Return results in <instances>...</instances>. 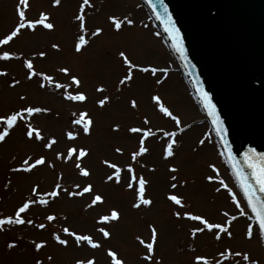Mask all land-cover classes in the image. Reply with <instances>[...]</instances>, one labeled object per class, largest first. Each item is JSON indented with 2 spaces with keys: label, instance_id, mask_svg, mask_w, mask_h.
<instances>
[{
  "label": "rangeland",
  "instance_id": "374dc122",
  "mask_svg": "<svg viewBox=\"0 0 264 264\" xmlns=\"http://www.w3.org/2000/svg\"><path fill=\"white\" fill-rule=\"evenodd\" d=\"M18 3L19 0H0V40L20 22ZM82 3L83 0H61L59 6H54L53 0H29L26 19L36 21L41 13H46L54 28L48 30L37 25L35 31L22 29L9 44L0 46V55L8 51L19 57L0 60V71L7 73V76H0V117L29 106L49 110L34 114L26 121L18 119L9 136L0 142V218L14 217L18 208L29 200L41 197L49 200L46 207L31 204L29 210L21 214L26 220L33 221L31 225H5L0 231V264H36L37 260L43 264H76L77 260L112 264V258L107 254L109 249L115 251L117 259L123 260L124 264H156L157 261L160 264H194L197 255L216 264L222 259L220 252L228 249L247 253L253 264H264V244L259 232L249 219L251 215L228 173L220 150L207 125L200 123L203 117L141 2L90 0L92 7H85L83 33L75 19ZM113 16L121 20L127 17L133 24L129 26L125 22L117 31L109 19ZM97 28L103 31L93 36ZM82 34L88 43L77 53L75 45ZM53 44L59 45V50L54 49ZM41 52L46 55L41 57ZM121 52L138 66L131 69L132 79L124 84L120 81L129 74V68L120 56ZM28 60H32L38 74L52 76L53 83L49 84L41 75L27 79L25 62ZM65 67L70 70L68 75L59 71ZM143 67L166 69L167 72L158 71L153 75L141 72L139 68ZM72 76L80 79L79 87L72 83ZM14 80L20 83L12 87ZM158 80L162 82L157 83ZM55 83L67 87L57 89ZM41 84L45 86L41 87ZM101 87L104 91H97ZM66 92H83L87 99L84 102L69 101L65 98ZM155 96L180 118L179 127L160 112L153 100ZM105 97L108 101L100 107L98 102ZM133 100L137 104L135 108L131 104ZM82 112L88 114L85 119L93 121L88 135L84 134L82 125L74 123ZM145 118L148 124L144 123ZM29 123L40 131L43 139H35V133L32 139L27 137ZM117 125L119 131H114ZM4 127L0 123V131ZM131 127L151 129L154 133L145 140L149 151L136 161L131 155L139 150L142 133L129 132ZM69 132L75 139L68 138ZM166 132L176 133L172 138L176 141L174 156L168 159L164 158V150L170 142ZM51 139L56 143L49 149L45 145ZM201 140H204L202 145ZM73 147L77 153L67 160L68 149ZM81 148L87 150L88 155L77 161L76 155ZM117 148L122 149V153H118ZM29 157V163L40 157L45 158V163L37 165L30 173L12 171V168L22 167ZM104 161L121 168L119 183L114 176L115 169L109 168ZM77 162L89 171V176L80 174ZM129 165L137 179L143 176L148 181L145 198L153 201L150 206L133 207L137 203L138 184L132 189L127 187L132 176L127 170ZM173 167L176 172L170 171ZM109 175H113L112 181L107 180ZM210 176L214 177L211 182ZM174 183L175 189L172 188ZM57 184L61 185L60 195L56 198L46 196L56 190ZM89 184L93 186L89 193L82 196L68 194L80 192ZM97 194L104 202L88 207ZM173 194L182 198L185 207L180 208L168 199ZM233 196L239 208L233 202ZM240 208L244 209L245 215L240 214ZM112 210L120 213V219L99 223L100 218L110 215ZM177 211L181 213L179 219L174 215ZM185 212L202 216L210 223L225 225L236 216L229 226L232 237L221 233V239L217 240L216 229L192 237V229L203 225L184 218ZM48 215L57 219L49 222ZM40 223L46 225L45 229L36 227ZM249 225L253 228L251 240L246 237ZM152 226L158 231L157 244L154 259L146 261L143 257L148 252L138 237L146 243L151 242ZM64 228L78 235L91 236L101 247L93 249L87 242L77 246L74 236L65 234ZM100 228L109 231L110 237L105 238ZM54 234L68 240L67 247L57 244ZM41 242L45 247L37 252L35 243ZM9 243L16 247L9 249ZM49 256L51 260H48ZM237 261L241 258H230L224 264H237Z\"/></svg>",
  "mask_w": 264,
  "mask_h": 264
},
{
  "label": "water",
  "instance_id": "95a60500",
  "mask_svg": "<svg viewBox=\"0 0 264 264\" xmlns=\"http://www.w3.org/2000/svg\"><path fill=\"white\" fill-rule=\"evenodd\" d=\"M140 2L181 73L247 206L235 173L240 170L251 181L245 153L254 149L264 154V0H163L180 31L187 60L164 31L163 7L157 0ZM157 12L163 19L157 18ZM198 87L207 91L215 104L226 129L224 138L216 134ZM260 235L264 242V234Z\"/></svg>",
  "mask_w": 264,
  "mask_h": 264
},
{
  "label": "snow or ice",
  "instance_id": "6c2138e0",
  "mask_svg": "<svg viewBox=\"0 0 264 264\" xmlns=\"http://www.w3.org/2000/svg\"><path fill=\"white\" fill-rule=\"evenodd\" d=\"M157 2L163 7V13L164 17L166 19H163L161 17V14L159 12L156 13L158 19H163V23L165 24L164 31L168 33L170 39L173 42V47L175 50L180 53L181 57L185 60H187V55L183 46V39L181 37L179 29L176 27L175 22L173 21L172 17L170 14H168V9L166 6L163 5V0H157ZM54 6H59L61 4V0H53ZM92 7L90 0H83V3L80 5L79 8V14L75 17L77 21H79V27L80 31L83 33L85 32V7ZM153 10L155 11L156 4L152 5ZM29 8V0H19L18 6H17V13L19 16V24L16 26V28L11 31L9 35H7L4 39L0 40V46L7 45L9 42H11L15 37H17L19 34H21L22 29H31L33 31L36 30L37 25H42L43 28L52 30L54 28V25L51 22H48L50 17L46 13H41L40 17L36 21H29L26 19V11ZM111 22L114 24L115 29L119 31L122 27V25L126 22L127 25H132L133 21L127 17H125L123 20L118 19L117 17L113 16L109 18ZM101 28H97L92 35L93 36H98L102 33ZM88 41L85 38V35H80L78 37V42L75 45V51L77 53L81 52L82 49L87 45ZM52 47L56 50H59V45L53 44ZM46 53L41 52L40 56L44 57ZM120 56L123 58L124 63L128 66L129 68V74L124 77L120 81L121 84H124L126 81H129L132 79V74H131V69L137 68L138 66L133 64L132 61L128 58V56L124 53L121 52ZM19 57L14 56L13 54H10L8 51H4L2 55H0V60L8 61L12 59H18ZM25 67L28 69V76L27 79L32 80L34 77L41 75L43 80L48 81L49 84L53 83V77L50 75L46 74H38L34 70V65L32 60H28L25 62ZM141 72H151L153 75H155L158 71L166 73V69H158L155 67H143L139 68ZM60 72L64 73L65 75L69 74V69L68 68H60ZM0 76H7L6 72L0 71ZM72 83L76 85L77 87L80 86L81 81L78 77L72 76L71 77ZM162 81H157V83H161ZM19 80H14L12 83V87H15L17 84H19ZM196 84L199 85L200 81L197 79ZM41 87H44V84L40 85ZM67 86L61 83H55V88L61 89V88H66ZM97 91H104V89L98 88ZM197 91L200 94V99L201 102L203 103L205 109L208 112V115L212 118V123L215 126L216 134L218 136H221V138H224L226 136V129L223 127V121L221 120L218 112L216 111V106L215 104L212 103L211 97L209 96V93L207 91H204L202 88H197ZM65 98L69 101H75V102H84L87 99V96L83 92H79L77 94H71V93H65ZM21 99H25V97H21ZM153 100L156 102V104L159 107L160 112H162L165 116L170 117L173 121H175V124L177 127L181 125V120L178 116L173 115V113L165 107L161 101L159 96L153 97ZM108 98L105 97L104 99L99 100V106L104 107L105 104L107 103ZM132 107L135 108L137 107L136 101L133 100L131 102ZM49 111L48 109H44L41 107H26L22 109L21 111L14 112L11 115H8L6 117H0V123L5 125L2 131H0V142H4L5 138L9 136L10 130L13 129L16 124L18 119L26 121L28 118H31L34 114H39L42 112H47ZM75 115V114H74ZM88 114L86 112H82L79 115V118L74 121L75 124L77 125H82L83 132L84 134L88 135L90 134L91 126L93 124V121L91 118L85 119ZM145 124H148L149 121L147 118L144 120ZM114 131H119V126L117 125L114 129ZM129 132L131 133H142L141 138L139 140V150L137 152H133L131 155V159L133 161H136L137 157L142 156L143 154L147 153L149 149L145 147V140L149 137L154 135L151 129H142L138 127H131L129 129ZM35 133V139L40 140L43 139L40 131L33 128L32 124H27V132L26 135L29 139L33 138V135ZM69 139H75V135L72 132H69L68 134ZM166 136L170 138V142L167 144L165 150H164V158L168 159L170 157L174 156V151L173 147L174 144L176 143L175 139H172L176 136L175 132H166ZM56 143L55 139H51L45 146L49 149L52 148V146ZM226 143V141H225ZM200 144H204V140L200 141ZM116 151L118 153H122V149L117 148ZM77 153L76 148H69L68 153H67V160H71L73 158V155ZM251 154V155H250ZM88 155L87 150L81 148L79 150L78 155H76V160L80 161L83 157H86ZM234 159V158H233ZM31 160V157L28 159H25L23 161V166L22 167H16L12 168V171L14 173H30L34 168L37 167V165H43L45 163V158L40 157L39 159H36L34 163H29ZM104 163L109 167L115 169V179L116 182H120V173H121V168L118 167L116 164L111 163L109 161H104ZM244 163L247 165L249 169L252 170V176H251V181H254L255 184L251 183V181L245 177L243 172L240 170H236V177L237 180L239 181V185L241 189L243 190V194L245 199L247 200V207L251 209V213L253 214L252 217H249V219L254 218L258 222V228H259V233L264 234V154H257L254 149H249L248 153H245L244 157ZM214 167V166H213ZM76 168L79 169L80 174L82 176H89V171L83 167H81V164L77 162ZM235 168V165H234ZM128 172L132 173L130 182L128 183L127 187L129 189H132L134 185L138 184L137 188V203L133 205L135 208H140L142 205L144 206H150L153 201L151 199H146L145 198V186L147 185L148 181L143 177L140 176L137 179V176L134 173V169L132 168L131 165L128 166ZM170 171L176 172L177 169L175 167L171 168ZM173 180H176V176L172 177ZM214 179V177H208V180L211 182ZM108 181L113 180V175H109L107 177ZM220 183L224 186L227 187V185H224L223 181H220ZM79 188V185L76 186ZM177 185L174 183L172 184V188L175 189ZM60 188L61 185L57 184L56 185V190H53L49 193L46 194L48 197L56 198L60 195ZM93 190V186L91 184L87 185L86 187L83 188L82 191L80 192H70L68 193L70 196H76V195H84L85 193H89ZM219 191V189H217ZM36 189H33V192H35ZM67 191V189H65ZM231 191V190H229ZM168 199L173 202L175 205L179 206L180 208L185 207L183 200L180 196L178 195H169ZM103 197L99 194L95 195L94 199L92 200L91 204L88 205V207H93L97 203H103ZM233 202L236 204L237 208H239V203L236 201L235 196H233ZM39 204L43 206H47L49 204V200L47 198L41 197L38 200L33 199L29 200L28 202L23 203L22 206L18 208V210L15 212L14 217L9 216L7 218H0V231L4 230L5 225L13 226V225H25L26 223L31 225L33 223L32 220H26L24 217H22L21 214L26 213L31 204ZM240 214L245 215V211L243 208H240ZM174 215L177 217V219L181 218V213L179 211L175 212ZM184 218L192 220V221H198L203 227H198L194 228L191 231L192 237H196L197 233H202L205 230L208 232H212L214 229L218 230L215 238L217 240L221 239V233L227 234L228 237H232L231 231H229V226L232 224V221L236 220V216H232L230 220L227 221V225L225 224H214L210 223L206 218L199 216V215H193L191 213L185 212ZM225 216H228V213H224ZM57 217L54 215H48L47 220L49 222L56 220ZM120 219V213L116 210H112L110 215H105L100 218L99 223H106V222H112V221H118ZM37 228L39 229H45L46 225L44 223H40L36 225ZM100 232L103 233V236L105 238L110 237V232L107 231L104 228L99 229ZM63 232L67 234L68 236H74L75 242L77 246H80L82 242H87L88 245H90L93 249L101 247L99 243H95L92 239L91 236L89 235H78L74 232H71L68 228H64ZM246 237L248 239L253 238V228L251 225H249L247 232H246ZM157 238H158V231L155 226L151 227V242H145L143 239L139 238L140 244L144 245V247L147 249L148 255L144 256L143 259L146 261H152L154 259V253H155V246L157 244ZM54 240L56 241L57 244L61 246L67 247L68 245V240L62 239L60 235H55L54 234ZM9 249L15 248L16 245L14 243H9L8 245ZM43 247H45V243H35V250L39 252ZM195 251V249H192ZM108 256L112 258V264H124V261L121 259H117V253L115 251H112L111 249L108 250ZM220 257H222L221 260H217L216 264H224L225 261H229L230 258L234 259L236 257H240L241 261H237V264H241V262H246V264H253V262L250 260L249 255L247 253L241 252V251H235L233 252L231 249H228L226 251L220 252ZM52 257L49 256L48 260H51ZM36 264H43L41 260H37ZM76 264H94V260H77ZM156 264H160L159 261L156 262ZM194 264H211V261L204 256L197 255L194 259ZM258 264V262H256Z\"/></svg>",
  "mask_w": 264,
  "mask_h": 264
}]
</instances>
